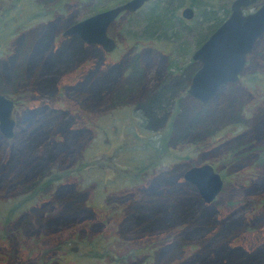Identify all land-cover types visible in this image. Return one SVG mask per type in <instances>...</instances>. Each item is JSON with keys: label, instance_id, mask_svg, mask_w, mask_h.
<instances>
[{"label": "rangeland", "instance_id": "374dc122", "mask_svg": "<svg viewBox=\"0 0 264 264\" xmlns=\"http://www.w3.org/2000/svg\"><path fill=\"white\" fill-rule=\"evenodd\" d=\"M33 1L44 5L41 0H20L17 11ZM61 1V11L42 23L32 24L26 18L21 20L26 24L12 25V30L18 28L12 34L9 29L0 34V91L10 92L17 101L13 136L0 135V232L9 235L2 241L6 246H0V264H17L12 236L29 243L34 229L65 225V232L40 240L41 250L67 238V248L78 243L83 253L101 250L119 255V264H129L144 254H148V264H201L205 260L207 264H264V37L255 43L243 77L219 87L207 103L204 110L209 112L211 130L205 134L204 128L200 135L185 126L193 108L199 110V120L206 115L178 89L193 66L189 56L194 39L189 32L175 25V32L166 34L172 42L164 45V51L170 52L179 68L168 86L176 91L172 99L151 102L153 107L134 101L107 104L108 87L123 79L126 59L148 45L132 48L135 39L148 36L142 30L148 8L143 5L119 15L107 29L117 47L104 52L62 31L123 0ZM191 1L194 14L209 6L216 10L229 6L231 0ZM188 2L182 0L178 12ZM8 5V0H0L1 7ZM143 52L145 78H153L147 84L154 86L163 76L165 58ZM104 80L108 83L100 89L96 84ZM54 109L64 113L57 115ZM144 118H151L149 127L142 126ZM201 123L195 120L194 127ZM160 139L163 148L157 150ZM139 156L150 161V166L140 170L139 183L125 182L123 173L113 179L112 171L123 172ZM125 161L132 163L125 165ZM51 162L63 169L59 172L62 181L51 191L35 192L36 199L20 206L3 224L10 206L33 195L38 185L32 188L30 181L44 179ZM205 163L222 180L218 193L207 203L182 179L184 169ZM78 164L87 166L78 169ZM46 200L54 204V212H46L42 219L39 207ZM141 202L143 207L135 206ZM98 203L107 212L113 213V207L118 211L107 226L95 214ZM91 256L84 253L67 264H110L106 255Z\"/></svg>", "mask_w": 264, "mask_h": 264}, {"label": "water", "instance_id": "95a60500", "mask_svg": "<svg viewBox=\"0 0 264 264\" xmlns=\"http://www.w3.org/2000/svg\"><path fill=\"white\" fill-rule=\"evenodd\" d=\"M149 1L151 0L122 1L74 21L62 33L64 36H75L88 45H97L104 52H110L115 42L106 34L107 27L122 12L132 13ZM256 2L261 5L244 13L245 8ZM179 13L184 20L193 17L190 6L182 7ZM227 15L190 54L191 60L198 63V68L190 76L186 94L200 104L210 101L224 83L235 82L242 71L245 55L264 34V0H231ZM13 110V101L0 93V135L5 138L13 136ZM182 179L194 187L205 203L215 197L222 184L220 174L208 163L184 169Z\"/></svg>", "mask_w": 264, "mask_h": 264}, {"label": "trees", "instance_id": "16d2710c", "mask_svg": "<svg viewBox=\"0 0 264 264\" xmlns=\"http://www.w3.org/2000/svg\"><path fill=\"white\" fill-rule=\"evenodd\" d=\"M19 1L20 0H8L9 5L7 7L0 6V34L4 30L6 32L7 29H9L8 33H10L12 30V25H16L17 23H18L17 25L26 24V23H23V24L21 23V20L26 21V18H28L29 20L32 19L31 21L33 22L31 23L34 24V22L38 23L39 21L43 19L47 20L51 18L53 15H55L57 12L61 11V8H59L58 0H41L43 1L42 3L44 5H42L38 1L36 2L33 1V3L28 5L27 9H24L22 12H20L19 9L17 11V7H20ZM181 1L182 0H151L143 4L148 8V10L146 13L143 14L144 25L142 27V30L145 31L148 36L143 38V40L135 39L132 42V44L134 45L132 46V48L145 46V44H148V45L145 46V48L142 47V49H140L139 51H136L132 57L126 59L124 77H122L123 79L122 80L120 79L118 83H113L114 85L113 84L111 85L113 87L111 88L108 87L110 91L106 95L107 104L121 105V104H125L126 102L133 103L134 101V104H137V105L149 102L148 104H150L151 106L152 105L151 102L158 101L159 99H160L159 101L161 102V100H163V97L168 100L172 99L174 95L173 93H175L176 91L169 89L168 85H169V82L172 80V77L176 75V71H179V68L177 67L176 61L174 60V57L171 56L170 52L164 51V47H165L164 45L166 44L167 46L168 43L172 42L170 41L169 38L166 37V34L171 35L173 32H175L174 28L176 25L180 31H184L186 33L189 32L191 34L192 38L194 39L193 47L196 48L200 45V43H202L206 39V37L210 34V32L213 31L221 23V21L224 20L228 16L227 14H228V7H229L228 5L226 6L224 5V7H221L220 9H217V10L210 6L209 8L198 9L192 15L193 17L187 20L188 24H185L186 21L182 17H180V13H179L180 11L178 12L177 10L178 7L181 5ZM67 3L68 2L65 1L64 8L66 7ZM187 6H190L192 8L195 5L193 1L189 0ZM13 12L15 13V16ZM31 13H33L34 15L31 16ZM125 16H131V15H125ZM114 22H112V24ZM16 29L18 28H13L12 32ZM153 34H156L155 38H152ZM137 44H139L140 46H137ZM145 50L148 52H151L155 56L162 54L165 58L166 66L163 70V76H161L158 79L156 85L154 86L153 85L150 86L149 84H147L148 80L151 81L153 80V78L146 80L145 78L146 75L144 73L143 66L141 63V57L144 53L143 51ZM190 63L192 65L195 64V63L193 64V62L191 61ZM192 68L190 69V71H192ZM107 83L108 81L106 82L104 80L102 83L103 85L100 84V81L96 85L100 86V89H101V87L106 86ZM185 85H186V82L180 85V87L178 88L179 90H181L182 93H183V86L185 87ZM0 93L5 95L8 98H11L10 92L0 91ZM142 99L145 101H143ZM209 102L210 101L203 103V104H199L201 108L203 109L202 111L206 115L205 118H203V120H199V117L201 115L198 109L195 108L194 110L193 108L192 110H190V113H192V115H189L191 116L189 119L190 121L188 122L187 126H185L187 127L186 129L188 131L191 130L190 133L199 132L200 135H203L204 128H205V134L210 133V130H211L210 123L211 122H210V118H208L209 112L204 110V109H207V105H208L207 103ZM16 104H17V101H15V105ZM150 106H146V107H150ZM151 107H153V105ZM63 113L64 112L61 111L56 114L60 115ZM147 119L148 118L141 119V122H145V120ZM195 120L202 122L203 125H201L202 124L201 123L199 124L200 125L199 128L194 127ZM150 121L152 122L151 118H150ZM32 142L35 143V140H32ZM34 143H31V144H34ZM161 147L163 148V141H161L160 139L159 145L158 147H156V149L159 150V148ZM255 153H260V151H255ZM258 155H261V154H258ZM234 156L238 157L240 156V154L238 153V154H235ZM36 165L37 163H34L33 167L36 168ZM39 176H41V174ZM36 180L38 179H34L33 181L31 180L30 184H32ZM40 190L41 188H38L36 192L38 193L40 192ZM34 194L36 195L35 192ZM194 217L195 216H193V218ZM205 261L201 262V264H207V262ZM242 263L243 261H241V264Z\"/></svg>", "mask_w": 264, "mask_h": 264}, {"label": "flooded vegetation", "instance_id": "af4514ba", "mask_svg": "<svg viewBox=\"0 0 264 264\" xmlns=\"http://www.w3.org/2000/svg\"><path fill=\"white\" fill-rule=\"evenodd\" d=\"M58 3H59V8L62 9L63 2L61 0H58ZM260 5H261V3H258V2L253 3V5L245 8L243 11H244V13L253 11V9H256ZM228 11H229V7H228ZM122 13H126V12H122ZM16 18H17V16H16ZM115 19L112 22H114ZM112 22H111V24H112ZM39 23H42V22H39ZM111 24L109 26H111ZM108 27H107V29H108ZM107 29H106V34L111 39H113V42H115V39L108 34ZM263 37H264V34H263L262 37L258 38L255 41V43L258 40L262 39ZM255 43H254L253 47L255 46ZM1 46L2 45L0 44V47ZM116 47H117V42H115V46L113 47L112 50H114ZM254 50H255V47L250 52H248L245 55V62L243 64L242 71L237 75V78H236L235 82H237L238 79L240 80L243 77L244 70H245L244 69L245 68V65L248 62V58H249L250 54L252 52H254ZM25 54L26 53H22L20 55V57H22V56L24 57ZM189 60L191 62H193V64L194 63L195 64L193 65L192 71H190L187 74V76H186V79H187L186 85H185V87L183 86V91H184L183 94H185V96L187 95L186 94V89H187V86L189 84L188 82H189L190 76L198 68V63L196 61H194V60H191L190 56H189ZM235 82H233V83L232 82H227V83H224V84H235ZM222 86H224V85H222ZM9 99L11 101H13V107H14V110H15V108H16L15 101L13 99H11V98H9ZM190 99H192V98H190ZM194 102L197 103V104H200V103H198L196 101H194ZM14 110H13V112H14ZM51 110H53V109L51 108ZM54 110H56L58 112H61V111L64 112L63 110H58V109H54ZM141 123H142V126L149 127V125H151L152 122L150 121V118H148L147 120H145V122H141ZM69 124L70 123H68V125ZM64 148L65 147L58 148V149L59 150H62ZM261 148L264 149V143L262 144ZM58 149L56 150V152L59 151ZM258 154H261V152L260 153H256V155H258ZM143 161H144V157L143 156L136 157L135 158V161H133V165H131V163H132L131 161H128V162L125 161L124 162L125 165L130 164L131 166H129V168L127 167L126 170H123V172L114 173L116 171H112L113 173H111V174L114 175L113 179L115 178V176L118 177V176L122 175V173H123L122 178H123V180L125 182L126 181H128V182L130 181L131 184L133 182H138L139 179H137V177H138V174H139L140 170H143L144 171L148 166H150L149 165L150 164V161H148V160L147 161H144V162ZM84 163H85V161H84ZM114 165H115V163L113 164V166ZM86 166H87L86 164L84 166H81V167L79 165L78 166V169L79 168L80 169H85ZM98 166H100V165H98ZM57 167H58V165L56 163L51 162L50 167H48V168H50L51 171L50 170L47 171V174L45 176H43L44 179L36 180L32 184H30V185H32V188L35 185H38V186H35L34 187V191H32L33 192V195H31V197H27L23 201H20V203H17V204H14V205L10 206L8 208V210H7V212H9L8 213V216L7 217H2V221L1 222L2 223L3 222L4 223L5 222H8L10 220L11 215L14 212H16L20 208V206H22V205H30L31 202L33 201V199L34 198L36 199L34 192H36L35 190H37L38 188H41L40 193H43L47 189H49V191H51L52 186H55L56 184L60 183L62 181L63 177H62V175L59 172L60 171L63 172V169H60V168H57ZM71 172L72 171H70L69 173H67V175L70 174ZM118 186H120V185H118ZM154 193L158 194L155 190H154ZM38 199H41V198H38ZM134 202H137V201H134ZM105 204H108V202H106ZM135 206L136 207H139V208L143 207L142 206V202L139 203V204H136ZM53 207H54V204L51 201H48V200L44 201L42 203V205L39 207L40 211L42 210V213L40 214V217H42V219H43L45 217V215H46V212H48V213L49 212L50 213L51 212H54V210H52ZM97 208H99V209L97 210V212H95V214H96V216H97V218L99 220H103V221H101V222H103V225H106L107 226V225H109V223L111 221H114L116 219V214H117L118 211L116 210L115 207H113V210H112V211H114L113 213L111 212V210H109V212H107L103 207H101V205L99 203L97 205ZM51 215H52V213H51ZM66 227L67 226L65 225V226H57V227H54V228H48V229H43V230H41V229H34L33 234H31V237H33V240L32 241L31 240L28 241L29 243H21V241H19V239H18L17 236H12L15 239V242L14 243L17 245V248L15 249V251H12V252H14L13 253L14 256L17 257V264H24L26 262L28 264H67V261L68 260H70V259H73V260L75 259L76 260L78 257H80L81 255H83L84 253H85V255H88V253H91V255H92L91 257L93 259H99V258L103 257L104 255H106L107 256V261L110 264H119L120 260H122V258L119 255H115V254H111L110 255L108 253L105 254L103 252H100L101 250H99V252L93 251V250L86 252L84 250L85 252L83 253V250H82V248H79L78 243L75 244V246H70L69 248H67L66 247L67 238L61 240L60 243H57V245H55L54 248H50V247L44 246V249L41 250L40 240L45 235H55L56 233H63V232H65ZM0 233H1L0 234V246L5 247L6 244L5 243H2V241L6 240L7 239V236H9V235L5 234L4 232H0ZM24 247H27L28 250L24 249ZM34 249H36V252L35 253H33L34 252ZM145 252H148V251H145ZM8 258H9V254H8ZM147 258H148V254L142 255L140 258H138L136 256V257H134L132 259L133 261L131 263H129V264H148Z\"/></svg>", "mask_w": 264, "mask_h": 264}]
</instances>
